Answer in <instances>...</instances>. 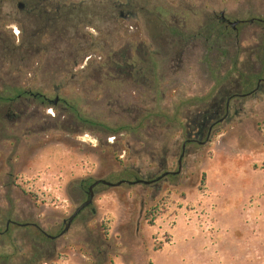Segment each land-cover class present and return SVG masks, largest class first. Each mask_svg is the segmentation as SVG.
Wrapping results in <instances>:
<instances>
[{
    "label": "rangeland",
    "instance_id": "rangeland-1",
    "mask_svg": "<svg viewBox=\"0 0 264 264\" xmlns=\"http://www.w3.org/2000/svg\"><path fill=\"white\" fill-rule=\"evenodd\" d=\"M27 2L0 0V96L25 92L0 99V264H264V0Z\"/></svg>",
    "mask_w": 264,
    "mask_h": 264
},
{
    "label": "flooded vegetation",
    "instance_id": "flooded-vegetation-1",
    "mask_svg": "<svg viewBox=\"0 0 264 264\" xmlns=\"http://www.w3.org/2000/svg\"><path fill=\"white\" fill-rule=\"evenodd\" d=\"M128 15H126L127 17ZM252 20V21H251ZM234 21H238L235 25H232V22ZM254 20L253 19H249V22H253ZM242 22V20H239V19H236V20H229L225 15H224V12L221 11L220 14H219V23L222 24V25H229L231 27V29H236L237 25L240 24ZM261 81H264V78H259L258 81H257V84H259ZM257 89V88H256ZM256 89H253L251 92H254ZM232 96V95H231ZM231 96H228L225 100V112L223 114V116L220 118V119H224L225 117H227V114H228V107H229V102H230V98ZM43 97V96H42ZM44 98V97H43ZM221 108V105L218 104L217 108ZM219 110H217V114H218ZM213 117V116H212ZM220 119L212 122L208 127H207V131H206V139L204 141H199V143H204L208 140L211 132H212V129H213V126L220 121ZM203 133V130H200V131H197V132H194V133H188V138H186V140L182 143V145H184V150H185V146L187 143H190V142H194V141H197V139L202 135ZM182 148V147H181ZM183 157V156H182ZM182 160V159H181ZM178 169V167H177ZM181 170V168H180ZM180 172V171H179ZM166 173V174H165ZM172 173L171 171H165L163 174L159 175L157 178L155 179H152L151 181L152 182H155V181H158L160 179H162L163 177H165L166 175ZM161 176V177H160ZM160 177V178H159ZM136 180H140L139 178L136 179ZM141 180H144V179H141ZM132 181H135V180H132Z\"/></svg>",
    "mask_w": 264,
    "mask_h": 264
},
{
    "label": "water",
    "instance_id": "water-1",
    "mask_svg": "<svg viewBox=\"0 0 264 264\" xmlns=\"http://www.w3.org/2000/svg\"><path fill=\"white\" fill-rule=\"evenodd\" d=\"M22 4L21 3H18V8H22ZM252 21V20H251ZM238 21H234L232 22V25H235ZM57 102V97L52 100V103L55 104ZM222 120V119H220ZM184 154V145H182V152L180 153L179 157H178V161H177V164H178V169L177 171L175 172H172V174H176V173H179L180 171V168H181V159H182V156ZM166 174V173H165ZM161 177V176H160ZM159 177V178H160ZM123 182H126V183H131V184H135V183H146V184H149L151 183L152 181L151 180H135V181H125V180H120L118 182H110V181H107L105 179H97L95 180L91 185H89V187L87 188V193H88V199L83 201L82 203H80L76 208L75 210L73 211V213L67 218V220L65 221V226L64 228L62 229V231L60 232V235H62L63 233H65L72 220L74 219V217L84 208L86 207L87 205H89L92 201V197H93V193H92V188L93 186L97 185V184H106V185H109V186H118L120 185L121 183Z\"/></svg>",
    "mask_w": 264,
    "mask_h": 264
},
{
    "label": "trees",
    "instance_id": "trees-1",
    "mask_svg": "<svg viewBox=\"0 0 264 264\" xmlns=\"http://www.w3.org/2000/svg\"><path fill=\"white\" fill-rule=\"evenodd\" d=\"M51 4H48L46 2H42V0H28L27 4H24L23 9H26L27 12H32L36 15H45V13L48 11V9L51 7ZM24 11V10H23ZM24 94L25 92H21L18 89H15L13 91V95L9 97H2L0 96V99H6V100H12L13 96H19L21 94ZM157 208H153L152 211H147L146 215L151 217L149 219L150 224H152L155 214H156Z\"/></svg>",
    "mask_w": 264,
    "mask_h": 264
}]
</instances>
